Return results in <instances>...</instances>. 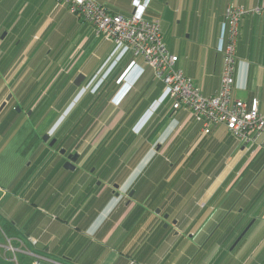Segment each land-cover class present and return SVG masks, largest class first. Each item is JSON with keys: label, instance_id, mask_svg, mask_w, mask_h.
<instances>
[{"label": "crops", "instance_id": "1", "mask_svg": "<svg viewBox=\"0 0 264 264\" xmlns=\"http://www.w3.org/2000/svg\"><path fill=\"white\" fill-rule=\"evenodd\" d=\"M14 1L0 0V29L10 13L20 9L19 14L33 17H27L24 24L38 21L40 27L36 33L54 32L47 38H52L55 46L66 44L64 46L69 49L62 51L46 69H38L35 73L32 72L34 68L26 64L25 70L22 65L15 70H11V66L9 74L8 70L0 73V106L11 96L10 101H24L20 103L21 110L27 115L30 108L27 111L26 105L33 96L47 94L45 85L58 77V90L46 103V108L54 106L49 113L56 112L61 108L54 99L70 81L73 83L82 77L85 80L83 86L95 85L114 72L116 66L110 68L111 64H108L106 67L113 58L114 48L98 38L90 24L78 22L68 14L66 7L56 8L53 0H27L23 4ZM97 1L118 14L133 12L134 0ZM139 2L146 8V17L160 23L166 46L179 58L177 68L192 79L203 96H216L221 89L223 50L228 40L226 10L229 4L251 9L260 0ZM23 19L20 17L10 28L14 30ZM58 32H64V35L58 36ZM65 39L70 43H65ZM236 56L233 97L247 103L257 99L264 111V15L242 18ZM40 60L45 61L43 57ZM107 68L110 70L103 76ZM30 77L37 80L36 85L32 86L34 80H27ZM125 77L124 71L118 70L108 85V90L114 89L116 94L111 102L112 97L104 101L107 118L103 121L114 122V127L102 135L101 142L106 147L99 158H103L105 166L107 159L123 158L124 152L119 153L114 147L122 144L124 134L129 133L131 127L143 125L144 121L146 125L162 109L166 129L156 136L150 132L145 139L150 144L157 143L156 151L160 156L141 166L139 162L145 157L134 151L135 146L140 148L141 139H130L133 145L129 154H137V159H141L132 171L135 180L131 182L133 187L129 196L122 195L121 198H117L114 191L124 187L123 181L117 182L119 186L112 183L107 168L100 170L101 182L97 184L85 167L44 169L31 159L17 169L7 183H0V264H213L218 259V264H264V180L254 184L251 194L248 190L253 185L244 191L239 185L241 178L250 180L251 174L258 169L260 150L234 139L225 126H215L210 134H204L201 124L185 108L170 113V103H159L164 92L163 83L143 58L136 59ZM40 99L37 97L31 108L36 105V110ZM57 119L60 122V116ZM198 151L200 161L195 167L196 173L207 176L198 169L219 154L217 169L223 166L206 190L205 197L209 196L206 203L200 206L202 200L184 198L180 194L181 183L162 185L164 194L168 190L175 192L169 193L172 199L158 201L155 197L146 200V192L153 182L158 185L159 181L166 180L163 175L156 178L161 170L167 169L158 166V163L164 165L161 159L169 160L171 169L179 159L178 165L184 168ZM44 153L39 147L35 156ZM78 154L81 159L82 155ZM232 159V164L228 165ZM189 174L191 176L192 172ZM233 174L232 182L226 184V179ZM148 175L149 178L143 179ZM259 177L254 178V182ZM155 189L154 186L149 190L151 196L158 191ZM225 209L229 210L227 215L216 219ZM225 220L233 225L221 234L222 240L220 236H214L220 225L211 234L206 229L209 223ZM246 224L252 226L235 246L249 226Z\"/></svg>", "mask_w": 264, "mask_h": 264}, {"label": "rangeland", "instance_id": "2", "mask_svg": "<svg viewBox=\"0 0 264 264\" xmlns=\"http://www.w3.org/2000/svg\"><path fill=\"white\" fill-rule=\"evenodd\" d=\"M16 8L17 7H15L14 9ZM10 10L11 8L9 9V11ZM19 11L21 10L19 9V10H16L15 12L13 10V12H11L9 15L10 17L2 23V28L0 29V39L4 38L6 34L7 36L4 39V45L0 47V54H3V53L7 54L10 52L11 47H12L10 43L13 39H15V41L16 40L19 41L22 39L24 40L26 39L29 41V38H30V40L32 41V44L42 45L44 47V50L47 49L46 52L51 53V55L52 54L57 55L59 51L62 52L66 50V48L69 49V47L64 46L66 44H63L61 40L59 41V43L63 45L50 46L47 42V39H48L47 36L48 35L53 36L54 32L48 31L45 34L44 31L42 32L38 31L39 33H36L37 29H39L40 27L39 22L29 21V23L24 24L25 22L24 20H26L27 17L29 16L23 13L19 14L20 13ZM20 17H23L24 19L15 27L14 30H12L10 28L11 25L15 21H17ZM29 18H33V17H29ZM8 29L12 31H8ZM58 33H59L58 36L64 35V32H58ZM33 34L36 35V37L33 38L34 40L31 39ZM64 41L65 43H70V40L68 39H65ZM22 59L21 61L15 62L11 70H15L21 65H22L21 67H23L24 69L25 63L23 64L24 59L23 60ZM7 74H9V69H8ZM57 79L58 77L53 79L54 81H52L50 85L49 84L45 85V87L47 88L46 93L48 95H50L49 91L51 87H53V85L54 87L52 88L51 91L55 92L58 90V86L60 82L58 83ZM70 84H72L71 81H70ZM92 86L93 85H91V87L88 89L87 92L82 91L80 93V96L75 100V102L72 105H69V107L67 108H63L66 105L65 103L64 106L61 107V109H59V111H56V112L51 111L49 113V111L52 110L54 106H52L51 108L48 106H47L48 108H46V106H44L41 113H38V110L34 109V107L36 106L35 105L33 108L29 109V112L26 115L25 114L26 111L24 110L23 112L20 108H19L20 110L15 109L14 111H11L12 109L10 106L5 107L4 109H1V106H0V183L1 184H4V182L7 183L9 177L14 172H16L17 169L19 170L20 167H24L25 164L27 165L29 162H31V159L33 158V156L36 155L38 148L39 147L43 148L42 147L43 145L48 147L50 150H48V155L43 156V158L39 160L40 161L39 167H43L44 169H47V168L50 169L49 167H51L52 163H57V162H61V160H64L63 153H61L57 149L59 143L56 144V146L50 147L49 142L46 143L43 141V137L46 134L53 135L54 137L56 136L55 138L57 139H60L61 137H63V140L69 139L68 140L69 150H76L78 153L82 155L77 165L87 168L90 171L89 174L92 175V178H94L97 181V184L101 182L100 173H99L101 169H105L112 165L118 169L124 168L123 166H127L131 168L132 166H134V163L138 161L136 153L140 155H144L145 157L142 160V162H139L141 166H144V163L146 161H152L154 160V158L160 156V154H158L156 151L157 143L150 144L149 142L145 141L146 137L149 135L150 132L146 130L149 126V123L145 125L146 121H144L143 125L139 126L138 128L131 127L129 130L130 132L124 134L123 136L124 141L122 142V144H118V146L114 147V150H116L117 152L119 153L124 152L123 158H119L117 161L115 158L107 159V161H109L110 164L108 166H105L106 164H104L103 158L102 159L99 158L100 154L103 152V149H105L106 147V145L103 144V142H101V138L108 128L111 129L114 127L113 126L114 122L110 123L108 121L109 123H107L103 121L104 118H107L106 116L107 113L105 110L106 106L103 105L105 102H103V104H100V103L96 104L97 99L94 97L98 96V93H99L98 91L100 90V88L94 89ZM66 87L60 93H64L66 90ZM89 97L93 98L91 105L95 104L97 106V110L92 111L91 113L92 121L87 126H84L83 128L78 125L79 123L71 124L69 128H67L69 130L66 131L65 127L68 125L69 120H71L75 116V113L78 110H79L78 112L82 113V116L83 114L87 112V110L82 111L81 106L84 103V101H87L89 99ZM17 101H10V103L14 102V105H17V104L20 105V103L21 104L24 103L23 100L17 99ZM30 102L26 105L27 111H28V108L30 107L29 106ZM67 103L69 104V102ZM59 116H60V122H58L54 127L51 126L53 122L57 118H59ZM119 116L120 115L115 116L116 117L115 120H117ZM79 128H82V129H79ZM130 139H135V140L141 139L139 143L140 148L138 149V147L136 146L134 148V151L136 152L135 153L136 155L135 156L133 155L134 157L131 154H129V152L131 151L130 149H132V145H133ZM135 143L137 144L138 141ZM55 152L57 153V156ZM51 156H54V157L51 158ZM161 161L164 164V166L167 167L168 169L167 172L171 173L169 178H172V176L176 172H180V174L183 176L181 181H180L179 176L176 177L174 183L176 184L180 181V183L183 186L182 192H180V194H183L184 198L185 197H195L198 201L202 200L200 203V206L203 202L207 201V198L209 196H207V198L205 197L207 194L206 190L211 185L206 181V178L204 175L197 174L196 175L197 177L195 176L194 178H191L190 176L188 178L185 171L181 173L180 170L182 169V167L180 165L175 164L173 169H171L169 168L170 162L167 159L163 158L161 159ZM232 162H233V159L229 160L228 165H231ZM263 163L264 162H261L260 164L256 163L254 164V166L258 164V166L260 167ZM137 164L138 162H136V165ZM263 168H264V165H263ZM263 177L264 175L262 176V178ZM123 180H124L123 181L124 187L123 188L118 187L116 188V191L119 193H123V195L125 196L129 193V190L133 187L131 184V182L133 183V181L135 180L133 172L130 173L129 177L125 176V179L123 178ZM127 183H130V185ZM115 184L119 186V183L115 182ZM169 193L173 195L175 192L173 190L171 191L168 190V194L166 198L169 197ZM219 261L220 260L218 259L213 264H218ZM231 261L233 262V260Z\"/></svg>", "mask_w": 264, "mask_h": 264}, {"label": "built area", "instance_id": "3", "mask_svg": "<svg viewBox=\"0 0 264 264\" xmlns=\"http://www.w3.org/2000/svg\"><path fill=\"white\" fill-rule=\"evenodd\" d=\"M66 4L72 13H79L93 24L97 34L113 41V55L118 58L133 51L142 56L155 76L163 83L161 96L164 103L170 102L174 110L185 108L201 123L204 134L213 127L225 126L239 142L252 148L264 149V111L259 100L251 103L233 97L237 67L236 45L240 21L246 15H264V0L251 9L229 4L226 10L228 40L223 50L224 69L220 92L205 97L177 68L179 58L172 54L162 34L159 23L145 18L146 8L134 0V11L130 17L110 14L96 0H58Z\"/></svg>", "mask_w": 264, "mask_h": 264}, {"label": "trees", "instance_id": "4", "mask_svg": "<svg viewBox=\"0 0 264 264\" xmlns=\"http://www.w3.org/2000/svg\"><path fill=\"white\" fill-rule=\"evenodd\" d=\"M14 1V0H13ZM15 1H17V2H19V3H21L22 2V4L25 2V1H27V0H15ZM14 1V2H15ZM54 1V5L56 6V8H62V7H66L67 8V12H68V14L70 15V16H72L73 18H75L78 22H85V23H88V24H90L92 27H93V29H94V32H95V34H96V36L98 37V38H101L104 42H106V43H109V44H111L112 46H113V52H114V50H115V44L113 43V41H109V40H106L103 36H101V35H98L97 34V31H96V29H95V27L93 26V24L92 23H90V22H88V21H86L85 20V18L82 16V15H80L78 12L77 13H72L71 11H70V9H69V7L66 5V4H63L62 2H60V1H58V0H53ZM97 1V0H96ZM98 2V1H97ZM99 4H101L100 2H98ZM132 3H133V1H132ZM21 4V6H23ZM110 14H113V15H117L118 13H115V12H113V11H111V10H109V8L107 7V6H105V5H103V4H101ZM133 5V4H132ZM133 11H134V5H133ZM133 13V12H132ZM132 13L130 14V15H122V14H118V15H122V16H124V17H130L131 15H132ZM145 18L147 19V20H150V21H155V22H157L156 20H152V19H148L147 17H146V14H145ZM157 23H159V22H157ZM159 25H160V23H159ZM161 27V26H160ZM162 30V29H161ZM12 31V30H11ZM32 39V38H31ZM47 42H48V44L50 45V46H54L55 45V43L56 42H54L53 40H52V38H48L47 39ZM31 44V42H30V38H29V41L28 40H24V39H22V40H16L15 41V39H13L12 41H11V43H10V45L12 46L11 47V50H10V52L9 53H7V54H5V53H3V54H0V73H5L11 66H13L14 65V63L15 62H18V61H21V59L23 58V59H25V58H27V59H25L24 60V62H25V64H26V66L27 67H32V68H34L33 69V71L32 72H34V71H37L38 69H44L45 67H47V66H49V63L50 62H52V61H56L57 59H58V57L60 56V54L62 53L61 51H59L58 53H57V55L56 54H52L51 55V53H47L46 52V50H44V47L42 46V45H40V44H32V45H29ZM4 45V40L2 41L1 39H0V47L1 46H3ZM48 45V46H49ZM113 54V53H112ZM44 58V60L45 61H41L40 59L41 58ZM28 58H30V59H28ZM139 58H143L142 56H136L135 54H134V52L133 51H130V52H128L127 54H125V55H120V57L118 58L116 55H114L113 56V58H110V61L109 62H107L106 63V67H107V65L109 64H111V63H113V62H115V63H117L116 64V67H115V70H114V72L111 74V76L108 78H106L104 81H103V85H101L100 86V90L97 92L98 93V96H96V97H94V98H96L97 99V103L96 104H103V102L105 101V99H108V98H111L110 99V102L113 100V98H114V96H115V94H116V92H115V94L113 93V91H114V89H113V91L111 90V89H109L108 90V85H109V83H110V81L112 80V78H113V76H115V74L117 73V71L118 70H123L124 71V76H126L125 78H127V76L129 75V71L131 70V68H132V66H133V64H134V62L136 61V59H139ZM22 59V60H23ZM118 59V60H117ZM144 59V58H143ZM145 60V59H144ZM145 62H146V60H145ZM147 63V62H146ZM148 65V64H147ZM24 67V69L23 70H25V69H27V67ZM149 66V65H148ZM38 67V68H37ZM109 67V66H108ZM46 69V68H45ZM152 69V68H151ZM107 70H108V68H107ZM35 73V72H34ZM1 75H3L4 76V74H1ZM157 78V77H156ZM158 79V78H157ZM1 80V79H0ZM27 80H34V82L32 83V86L33 85H36L37 83H36V81L37 80H35L33 77H30L29 79H27ZM121 80V79H120ZM159 80V79H158ZM73 84V83H72ZM72 84H70L69 83V85L66 87V90H65V92L63 93V94H61L60 95V97H61V99H58V102L60 103V106H59V108H61V107H63L64 106V104L66 103V105L63 107V108H67L70 104H68L67 102H71V100H72V97H74V95H76L79 91H80V88H77V87H75V86H73ZM0 85H1V82H0ZM117 85V84H116ZM116 85H115V87H116ZM75 87V88H74ZM71 93V94H70ZM113 93V94H112ZM50 95H48V94H45L44 96H42L41 94L40 95H36V96H33L34 98H33V100H31V102H30V104H29V108H31V106H32V104L33 103H36L35 101H36V99H37V97H40L41 99L39 100V102L37 103V107H36V110H38V113H41V111H42V109L44 108V106H46V103H48V100L50 99V98H52V96L54 95V92H50L49 93ZM92 100H93V98H90L89 97V99L87 100V101H84V103L82 104V106H81V109H82V111L84 110V111H86L87 110V112L85 113V114H83V116H82V113H80V112H76L75 113V116L71 119V120H69V123H68V125L65 127V130L66 131H68L69 129H67V128H69V126L71 125V124H76V123H79L78 125L80 126V127H84V126H87L92 120H91V117H92V111H95V110H97V106L94 104V105H91V102H92ZM166 103H170V102H166ZM166 103H164V105L166 104ZM171 104V103H170ZM171 106V112L170 113H174V112H177V111H179V110H182V109H184V108H181V109H179V110H174V108H173V106H172V104L170 105ZM11 111H14L15 109H17L18 110V108H20V109H22V107H21V105H19V104H17V105H14V102L11 104ZM80 109V110H81ZM186 110V109H185ZM163 111L164 110H160L156 115H155V117H154V119L152 120V121H150L149 122V126H148V128L146 129V130H148L149 132H152V135L153 136H156V135H158V134H160L162 131H164L165 129H166V127H167V125H166V123L164 122V120L162 119V114L161 113H163ZM189 112L191 113V111L189 110ZM169 113V114H170ZM193 116V115H192ZM199 123V122H198ZM201 124V123H200ZM78 126V127H79ZM202 126V125H201ZM82 128H79V129H82ZM67 133V132H66ZM151 135V136H152ZM234 139H236L235 137H234ZM68 140L69 139H66V140H63V137H61L60 139H57V142H56V144H58L59 143V145H58V150L61 152L62 150H65L66 151V153H69V152H73V150H69V144H68ZM237 140V139H236ZM56 144L54 145V146H56ZM62 144V145H61ZM104 144V143H103ZM202 147H205V146H202ZM41 150L42 151H44L45 153H44V155H37V157L36 156H33L34 158H32V159H34V164H36L37 166H39V160H41L42 158H43V156H45V155H48V150H50L48 147H46V146H44L43 145V148H41ZM195 150H197V149H195ZM40 151V150H39ZM200 151V150H199ZM199 151H198V154L196 155V157H195V155L193 156V157H190L189 158V164H188V167H184V168H182L180 171H181V173L182 172H184L185 171V173H186V175H187V177L189 178V176H190V174H189V172H192V174H191V178H194L198 173H196V171H197V169L195 170V167H197L196 165H198V163H199V161L200 160H198L197 159V157H198V155L200 154L199 153ZM39 153V152H38ZM56 153V152H55ZM62 153V152H61ZM259 160H258V162H264V149H261L260 151H259ZM56 156H57V153H56ZM54 156H51V158H53ZM218 158L220 159L221 157H220V154L218 155V156H216V159L215 158H211V160L209 161H206V163L204 164V166L201 168V169H198V171L199 172H201V173H205L207 176H205V178H206V181L211 185V184H213V182L217 179V177H218V171L220 170V169H223V166H221V168L218 170L217 168V163H218ZM119 158H117L116 159V161L118 160ZM140 159L141 158H139V159H137L138 161H140ZM61 160V159H60ZM172 160V159H171ZM111 161V160H110ZM169 161V160H168ZM173 161V160H172ZM137 162V161H136ZM136 162L134 163V166H132L131 168L130 167H127V166H123L124 168H120V169H118V168H116V167H114L113 165L112 166H110V167H107V169H108V176H109V178L112 180V183H115V182H119V180H121V181H124L123 180V178L125 179V176H127V177H129V175H130V173H132V171H133V169L135 168V165H136ZM178 163H180V160L178 159L177 160V163L176 164H178ZM222 163H223V161H222ZM65 163H64V160H61V162H57V163H52V165H51V167H49V168H53V167H62L63 165H64ZM108 165L110 164V162L108 161V163H107ZM170 165H172L171 163H169ZM32 165V164H31ZM107 165V166H108ZM169 165V166H170ZM263 165H264V163L260 166V167H258V169L253 173V174H251V179L250 180H246L245 179V177H243V178H241L240 180V183H239V185H240V187H241V189H243V191L245 190V189H247L248 187H250L249 185H253V186H251V188H249V190H248V192H249V194H251V191H252V188H254V184H257V183H261V180H264V177L262 178V177H259V175L263 172L262 170H264V168H263ZM158 166L159 167H165L164 165H161V164H159L158 163ZM194 166V167H193ZM120 167H122V166H120ZM191 167H193L192 169H191ZM167 170L168 169H163V170H161L162 171V173H160L159 174V176H157L156 178L158 179L159 177H161V175H163L165 178H166V180H161V181H159V182H161L160 184H158V185H154L155 184V181L153 182V184H152V188L151 189H153V187L155 186L156 187V189L158 190V191H156V192H154L153 193V196H151L150 194H151V192L152 191H149V190H151V189H149V190H147V192H146V200H148V199H156V198H158V201L159 200H164V199H172V198H166L167 197V194L168 193H166V194H164V192L163 191H165V189L162 187V185L163 184H175L174 183V181H175V179H176V177H180V181H181V179L183 178V176L180 174V172H176L173 176H172V178H169V176H170V174L171 173H168L167 172ZM261 170V171H260ZM90 172V171H89ZM187 172H188V174H187ZM100 173V172H99ZM203 175V174H202ZM264 175V172H263V174H262V176ZM100 176H101V173H100ZM124 176V177H123ZM197 177V176H196ZM233 177H234V174L232 175V176H229V178H227L226 179V181H225V183L226 184H230V182H232V180H233ZM256 177H259L258 178V180L256 181V182H254L255 180H253L254 178H256ZM147 178H149V175L148 176H146V177H144L143 179H147ZM156 179V180H157ZM129 180V179H128ZM127 181V180H126ZM180 181L178 182V183H180ZM178 183H176V184H178ZM168 188V187H167ZM155 189V190H156ZM242 191V190H241ZM241 191H240V193H241ZM130 193V192H129ZM129 193L127 194V195H129ZM240 193H238V195L240 194ZM156 197V198H155ZM228 198H229V196H228ZM193 199H195L196 200V198L194 197ZM165 200V201H166ZM228 209H225V210H222V212L219 214V215H217V217H216V219H218V218H221V219H223V217L225 216V215H227V213H228ZM220 225V226H219ZM229 225V226H228ZM233 224L232 223H230V221L229 220H225L223 223H222V221H216V222H214V223H209V225L207 226V228L206 229H208V231H209V233L211 234V233H213V231H215L217 228H218V226H219V230L214 234V236H220V238H221V240H222V237H221V234L225 231V230H227L229 227H231ZM249 224H246V227L248 226ZM228 226V227H227ZM221 227V228H220ZM245 227V226H244ZM244 227H243V229H244ZM224 228V229H223ZM229 230H233V228L232 229H229ZM239 230L240 231H242L240 228H239ZM223 235V234H222Z\"/></svg>", "mask_w": 264, "mask_h": 264}, {"label": "flooded vegetation", "instance_id": "5", "mask_svg": "<svg viewBox=\"0 0 264 264\" xmlns=\"http://www.w3.org/2000/svg\"><path fill=\"white\" fill-rule=\"evenodd\" d=\"M78 81H80V83H79V86L76 84V82H78ZM84 83H85V80L82 78V77H79V78H77V79H75L74 81H73V85H75L77 88H80V91L76 94V95H74V97H72V100H71V102H69V104L70 105H72L74 102H75V100L80 96V93L82 92V91H88V89L91 87L90 86V84H86L85 86H83L84 85ZM60 98V94L59 95H57L56 97H55V99H54V102H58V99ZM80 101V100H79ZM10 103V100L9 101H5L2 105H1V107L3 106V105H5L4 106V108L7 106V104H9ZM69 107V106H68ZM3 108V109H4ZM19 109V108H18ZM58 121H59V119H56L54 122H53V124L51 125V126H55L57 123H58ZM56 137V136H55ZM53 135H51V138L53 139V138H55ZM56 140H57V138H55ZM77 153V151L76 150H73V152H69V153H63V156H64V163L66 164V163H68L69 162V157H70V155H73V154H76ZM79 160H80V158H78V160L75 162V163H73V165L75 166V169H76V167H77V163L79 162ZM65 164H64V167H65ZM92 176V175H91ZM114 194H115V196L117 197V198H121L122 197V195L123 194H121V193H119V192H117V191H114Z\"/></svg>", "mask_w": 264, "mask_h": 264}, {"label": "water", "instance_id": "6", "mask_svg": "<svg viewBox=\"0 0 264 264\" xmlns=\"http://www.w3.org/2000/svg\"><path fill=\"white\" fill-rule=\"evenodd\" d=\"M79 83H80V81H78V82H76V84L79 86ZM10 98H11V96L8 98V101L10 100ZM4 106L5 105H3L2 107H1V109H3L4 108ZM18 110H20V109H18ZM43 141L44 142H49V146L50 147H53L55 144H56V142H57V140L55 139V138H51V135L50 134H46L44 137H43ZM62 153H65L66 151L65 150H62L61 151ZM80 157V155L78 154V153H76V154H73V155H70V157H69V162L68 163H66L65 164V168L66 169H70V170H74L75 169V166L73 165V163H75L77 160H78V158ZM133 195V192L131 193V196ZM166 217H168V216H166ZM251 226H252V224H250L247 228H246V230L242 233V235L238 238V240H237V242H236V244H235V246L241 241V239H242V237L249 231V229L251 228Z\"/></svg>", "mask_w": 264, "mask_h": 264}, {"label": "clouds", "instance_id": "7", "mask_svg": "<svg viewBox=\"0 0 264 264\" xmlns=\"http://www.w3.org/2000/svg\"><path fill=\"white\" fill-rule=\"evenodd\" d=\"M118 60V59H117ZM114 66H116V63L115 62H113V63H111V65H110V68H113ZM110 69L108 68V70L105 72V74L103 75V76H105L106 75V73L109 71ZM100 80V79H99ZM102 80V79H101ZM98 81L95 85H93L92 87L95 89H99L100 88V86L102 85V82H103V80L102 81ZM92 84H90V86H91ZM159 103H160V105H162V104H164V101L162 100V98H160V100H159Z\"/></svg>", "mask_w": 264, "mask_h": 264}]
</instances>
